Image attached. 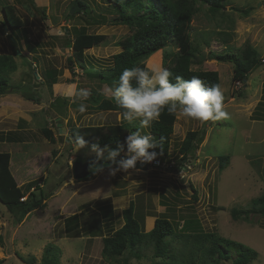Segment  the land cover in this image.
Wrapping results in <instances>:
<instances>
[{
    "label": "rangeland",
    "instance_id": "obj_1",
    "mask_svg": "<svg viewBox=\"0 0 264 264\" xmlns=\"http://www.w3.org/2000/svg\"><path fill=\"white\" fill-rule=\"evenodd\" d=\"M75 1L0 0V55H12L18 67L6 74L11 88L0 95V152L11 153L10 168L18 185L37 182L46 196L20 224L17 214L0 201V260L5 259L3 264H26L21 257H35V264H43L47 246L55 244L60 248L61 264H153L154 260L163 264L161 258H154L153 245L149 244H143L141 256L128 252L110 259L102 254L103 237L123 226V211L134 201L137 219L141 224L144 219L146 231L154 227L161 213L180 221L179 227L191 220V229L197 232L200 221L204 232H215L257 250L258 258L248 264H264V216L251 214L252 220L246 221L234 219L231 214L233 208L251 210L253 200L264 193V119H256V114L264 112V0H227L226 7L216 13L200 3L191 22V37L205 55L223 51L228 45L236 51L251 45L260 54L262 66L240 84L233 81L231 62L205 59L192 66L218 71L228 118L201 123L177 113L168 155L155 149L162 165L149 164L147 170H129L114 176L105 168L103 173L84 180L73 178V162L78 157L81 162L97 160V155L91 145L78 150L69 139V127L107 128L124 120L120 112L98 109L97 100L90 99V95L83 101L87 105L84 112L78 110L79 103L73 106L71 100L82 88L111 97L112 87L88 74L92 66L97 70L111 66L113 55L123 49L119 42L134 30L112 21L110 17L118 14L108 0H85L95 18L76 12L67 17L78 6H74ZM4 5L14 8L27 30L3 25ZM245 9H250L247 15L242 12ZM81 26L105 37L104 43L84 51L85 69L67 44L75 28ZM205 40H210V47ZM177 50L174 42L166 47L170 54ZM164 54L159 50L151 55L147 67H163ZM49 68L58 76L51 86L47 82ZM31 94L35 96L32 99L28 98ZM134 120L140 124L139 118ZM43 128L52 131L55 141L44 134ZM202 129L206 135L197 158L180 163L179 147L187 132ZM140 132L150 133V128H141ZM99 147L105 149L100 159L105 161L110 148ZM226 155L230 162L220 170L219 158ZM191 185L197 189L198 200L194 199ZM104 207H111V216L102 214ZM71 225L76 228L68 232ZM175 246L178 251L183 248L181 243Z\"/></svg>",
    "mask_w": 264,
    "mask_h": 264
},
{
    "label": "trees",
    "instance_id": "obj_2",
    "mask_svg": "<svg viewBox=\"0 0 264 264\" xmlns=\"http://www.w3.org/2000/svg\"><path fill=\"white\" fill-rule=\"evenodd\" d=\"M113 11L118 15H113L112 21L117 23H125L133 28V33L127 36L119 45L123 48L120 52L113 55V64L107 69L93 67L88 76L92 79L99 78L105 84L112 87L118 82L119 75L125 68L134 66L144 67L147 59L159 50H164L166 54L163 56V67L168 68L172 73V82L176 75L183 76L184 79L190 80L192 76L200 78L206 86L210 87L214 84L220 85V75L216 70H199L193 69V65H199L205 59H216L223 62H231L234 66L233 81L245 82L250 74L262 66L260 54L255 47L248 45L240 51L228 45L223 51H210L208 55L202 53L201 45L195 43L191 37V22L194 15L199 10V4H206L214 13L222 11L227 0H108ZM79 6L76 13L92 15L90 3L85 0H76ZM33 6L35 4L33 3ZM232 8L238 9L233 6ZM14 8L10 5H4L3 11L6 16V22L10 27L27 28L24 26L22 19L16 15ZM39 9V8H37ZM251 9V7H250ZM250 9H245L244 14H248ZM45 11V10H44ZM75 13L70 12L67 17H73ZM106 21V16L103 17ZM105 37L101 34L90 33L87 27H76L73 38L67 39L69 48L80 61V67L85 69L87 64L83 62L84 51L94 46L104 43ZM174 42L177 51L174 54L168 53L166 47ZM210 47V40H205ZM30 48H32L30 46ZM35 51V50H34ZM17 63L12 55H0V95H4L10 91V83L7 73L17 70ZM47 82L51 86L52 83L58 81V76L54 70H47ZM35 97L28 95V98ZM90 99H94L96 106L101 110H110L120 112L114 99L107 98L100 92L90 91ZM88 100V99H87ZM68 101V98H65ZM77 103H79L77 101ZM77 103H71L73 106ZM55 104V103H54ZM258 109L257 111H262ZM262 116V117H260ZM260 117V118H259ZM177 114H169L165 109L159 120L150 127V134L159 143V154L168 155V148L172 140L174 132V124ZM256 119H264V112L256 114ZM140 124L133 120L132 123L124 121L121 124H111L107 128L98 125L87 126H71L69 127V139L75 143L77 134L84 135L89 141L88 145L96 144L107 145L110 150H117L120 144H125V138L131 132L140 131ZM44 134L51 140L55 141L52 131L43 128ZM206 130H190L187 132L185 139L179 147L181 155L180 163L185 160H193L197 158V150L205 139ZM3 137V136H2ZM1 137V138H2ZM126 144L124 151L120 153L117 160L125 158ZM11 153L0 152V201L7 209L17 214L16 221L20 224L25 218L37 208L44 200V189L37 182L28 183V185H18L10 168ZM76 161H82L77 158ZM230 162L229 156H221L219 158V169L222 170ZM177 168V167H176ZM179 168V167H178ZM177 170V169H176ZM34 188L33 191L31 189ZM193 196L198 200V192L194 185H191ZM36 190H38L36 192ZM28 193V198L21 200ZM39 195V196H38ZM111 207L103 208L104 216H111ZM260 214L264 216V193L253 200L251 210L247 208H233L231 210L234 219L243 218L246 221L252 220L251 214ZM124 224L117 229L112 235L103 237L102 254L106 258L115 259L123 256L128 252H132L137 256H141L140 249L143 244L153 245L154 258H161L163 264H198L202 261L205 264H221L223 261H232L234 264H248L256 260L259 253L254 248L234 240H227L218 236L215 232H204L200 221L198 223V232L191 229V220L185 221L182 227L180 221L173 220L168 213H161L155 221L154 227L150 231L145 230L144 219L143 224L137 219V206L131 201L129 207L123 211ZM144 217V216H143ZM74 220L78 219L74 215ZM76 224V223H75ZM74 224V225H75ZM75 226H69L68 232H73ZM181 243L183 248L177 250L175 244ZM60 248L55 244H49L43 257V264H61L59 261ZM26 264H35V257L29 259L22 258ZM5 259L0 260L3 264ZM153 264H159L155 260ZM162 264V263H161Z\"/></svg>",
    "mask_w": 264,
    "mask_h": 264
},
{
    "label": "clouds",
    "instance_id": "obj_3",
    "mask_svg": "<svg viewBox=\"0 0 264 264\" xmlns=\"http://www.w3.org/2000/svg\"><path fill=\"white\" fill-rule=\"evenodd\" d=\"M171 77L173 73L165 67L149 69L145 65L125 68L115 87L109 90L110 98L114 99L117 107L122 110V119L132 123L134 119L139 118L140 127L148 129L159 120L165 109L169 114L179 113L185 118L201 123L228 118L219 84L208 87L197 76L186 80L180 75L174 77L173 83ZM89 95V91L82 88L71 103L79 101L78 110L84 112L87 105L83 101H86ZM88 143L84 135L75 136L78 150ZM125 144L126 156L117 160L124 151ZM125 144H120L117 150H109L104 164H100L99 160L104 158L105 149H101L98 143L92 144L91 148L96 153L97 160L89 164V171L98 175L107 168L109 174L114 176L118 172L128 173L129 170H135L138 162L141 165L150 164L157 158L155 149L159 143L150 133L141 134L139 130L131 132L126 136ZM113 202L116 204L115 200Z\"/></svg>",
    "mask_w": 264,
    "mask_h": 264
},
{
    "label": "water",
    "instance_id": "obj_4",
    "mask_svg": "<svg viewBox=\"0 0 264 264\" xmlns=\"http://www.w3.org/2000/svg\"><path fill=\"white\" fill-rule=\"evenodd\" d=\"M78 9H79V6L74 7L73 10H72V13H74ZM94 161H96V160H89V161H86V162H80V161L73 162V164H72L73 178L75 180H84V179H88L89 177H91L93 174H92V172L89 171V164L94 162ZM99 163L100 164H104L105 161L99 160ZM136 169L147 170V169H149V165L148 164L141 165L138 162Z\"/></svg>",
    "mask_w": 264,
    "mask_h": 264
},
{
    "label": "built area",
    "instance_id": "obj_5",
    "mask_svg": "<svg viewBox=\"0 0 264 264\" xmlns=\"http://www.w3.org/2000/svg\"><path fill=\"white\" fill-rule=\"evenodd\" d=\"M237 83L240 84L241 81H238ZM148 165H149V164H148ZM150 165H151L152 167H153V166L156 167V166H159V165H162V164H161L160 159H156L155 161H153L152 163H150ZM33 190H34V189L32 188L31 191H33ZM26 198H27V197L24 196V197L21 198V200H25Z\"/></svg>",
    "mask_w": 264,
    "mask_h": 264
}]
</instances>
